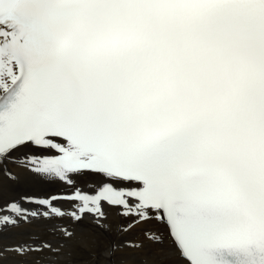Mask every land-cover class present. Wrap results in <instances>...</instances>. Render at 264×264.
<instances>
[{
	"label": "snow or ice",
	"instance_id": "6c2138e0",
	"mask_svg": "<svg viewBox=\"0 0 264 264\" xmlns=\"http://www.w3.org/2000/svg\"><path fill=\"white\" fill-rule=\"evenodd\" d=\"M9 257L264 264V0H0Z\"/></svg>",
	"mask_w": 264,
	"mask_h": 264
},
{
	"label": "bare ground",
	"instance_id": "6f19581e",
	"mask_svg": "<svg viewBox=\"0 0 264 264\" xmlns=\"http://www.w3.org/2000/svg\"><path fill=\"white\" fill-rule=\"evenodd\" d=\"M5 194L7 195V192H5ZM144 227H150V228L155 229V228L160 227V226L155 225V224L143 225V226H140L139 228L136 229V233H139L141 231V229ZM4 264H12V258L11 257L6 258L4 261Z\"/></svg>",
	"mask_w": 264,
	"mask_h": 264
}]
</instances>
